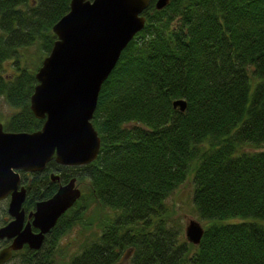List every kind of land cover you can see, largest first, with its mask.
I'll return each mask as SVG.
<instances>
[{
  "label": "trees",
  "instance_id": "obj_1",
  "mask_svg": "<svg viewBox=\"0 0 264 264\" xmlns=\"http://www.w3.org/2000/svg\"><path fill=\"white\" fill-rule=\"evenodd\" d=\"M154 2L99 88L90 120L96 158L22 174L26 211L54 192L50 172L81 187L39 249L12 252L21 264H264V0H169L158 10ZM68 4L0 0L6 131L41 126L28 106L34 73ZM187 177L203 229L196 245L168 218L165 201ZM75 225L86 236L65 261L55 259L58 239Z\"/></svg>",
  "mask_w": 264,
  "mask_h": 264
},
{
  "label": "water",
  "instance_id": "obj_2",
  "mask_svg": "<svg viewBox=\"0 0 264 264\" xmlns=\"http://www.w3.org/2000/svg\"><path fill=\"white\" fill-rule=\"evenodd\" d=\"M149 0H69L68 10L51 26L55 36L34 73L29 110L41 119L39 129L11 132L0 123V200L8 196L6 212L11 219L0 226V264L23 244L38 249L44 234L80 195L75 177L58 185L46 199L37 201L27 214L38 232L23 225L21 204L25 196L18 172L41 171L49 161L62 166H82L93 161L100 139L91 124L97 94L114 67L121 50L144 24L142 12ZM169 0H155L161 9ZM176 99L172 106L184 109ZM51 180L58 176L50 173ZM187 242L196 245L202 234L198 221L184 226Z\"/></svg>",
  "mask_w": 264,
  "mask_h": 264
},
{
  "label": "rangeland",
  "instance_id": "obj_3",
  "mask_svg": "<svg viewBox=\"0 0 264 264\" xmlns=\"http://www.w3.org/2000/svg\"><path fill=\"white\" fill-rule=\"evenodd\" d=\"M28 52L31 57H34V55H37L36 54L37 48L33 45L28 49ZM4 67L5 68L3 73L6 74L10 73L11 69L7 62L4 63ZM0 110L2 111L3 114H9L11 112L10 108L7 107L6 105H0ZM2 121H0V123H3ZM259 148L260 147L245 145L242 146L241 149L245 151H251V150H257ZM75 184L80 189L81 183L75 181ZM191 189H192V182L191 179L189 180V177H187L171 192L170 195L166 197L165 200L167 206H169L170 208V213L168 215V218L171 220V222L177 223L180 226L183 238H184L183 229L185 224L188 222V220L190 219L196 220L202 226V222L195 215L194 208L190 200ZM2 203L6 205L7 201L6 202L3 201L0 203L1 209L3 207ZM1 218L2 217H0V222L1 220L6 221L8 219V215L2 219ZM83 230L78 225H75L73 228L62 234L56 244V255L54 258L57 260L62 259L65 261L69 257V255L78 248V245L86 236V232H83ZM121 259L122 260L118 262V264L125 263L126 257H123ZM4 264H21V263L18 261L16 257L14 258L11 257Z\"/></svg>",
  "mask_w": 264,
  "mask_h": 264
},
{
  "label": "flooded vegetation",
  "instance_id": "obj_4",
  "mask_svg": "<svg viewBox=\"0 0 264 264\" xmlns=\"http://www.w3.org/2000/svg\"><path fill=\"white\" fill-rule=\"evenodd\" d=\"M55 164H56V163H55ZM57 165H59V164H57ZM60 166H62V165H60ZM43 169H44V168H43ZM43 169H42V170H43ZM42 170H41V171H42ZM38 172H40V171H38ZM30 173H37V172H23V171H19V172H18L19 177H20V185L24 187L25 194H26V188H25V185H24V183H23V181H22V174L25 175V176H28ZM50 173L55 174V175L58 176V174H56V173H54V172H50ZM50 173H49V174H50ZM58 178H59V177H58ZM49 179H50V178H49ZM50 180H51V179H50ZM58 180H59V179L54 180V181L58 182L56 188L58 187V185L63 184V183H60ZM51 181H53V180H51ZM56 188H55V190H56ZM55 190H54V191H55ZM24 198H25V196H24ZM4 200L8 201V196H7L6 198L0 200V201H4ZM23 200H24V199H23ZM34 204H35V203H34ZM21 208H22V210H23V225H24L26 222H28V223H29V228H30L31 232H34V233L38 232V229H37L36 227H34V226L31 224V217H30V218L27 217V214H28L29 212H31V211L34 210V205H33L32 208H30V209L27 210V211L23 209L22 204H21ZM6 214H7V212H6ZM7 215H8V214H7ZM59 216H60V215H59ZM10 219H11V217H9V215H8V219L6 220V222H8ZM56 220H57V219H56ZM6 222H5V223H6ZM55 222H56V221H55ZM5 223H4V224H5ZM4 224H3V225H4ZM0 226H2V225H0ZM52 227H53V226H52ZM52 227H51V228H52ZM51 228H50V229H51ZM50 229L44 234L43 239H42V241H41V244H40L39 248L43 245L44 239H45V237L48 235ZM9 242H10V239H5V238L0 239V248L6 246ZM23 246H26V247H27L26 244H23L22 247H23ZM22 247H21V248H22ZM21 248H20V249H21ZM27 248H28V247H27ZM39 248H38V249H39ZM20 249H19V250H20ZM29 249H30V248H29ZM35 250H37V249H35ZM12 252H13V251H12ZM6 262H7V261H6Z\"/></svg>",
  "mask_w": 264,
  "mask_h": 264
},
{
  "label": "bare ground",
  "instance_id": "obj_5",
  "mask_svg": "<svg viewBox=\"0 0 264 264\" xmlns=\"http://www.w3.org/2000/svg\"><path fill=\"white\" fill-rule=\"evenodd\" d=\"M150 3V2H149Z\"/></svg>",
  "mask_w": 264,
  "mask_h": 264
}]
</instances>
